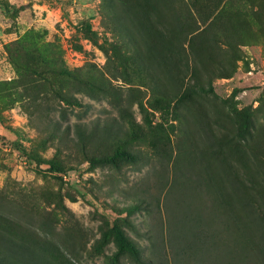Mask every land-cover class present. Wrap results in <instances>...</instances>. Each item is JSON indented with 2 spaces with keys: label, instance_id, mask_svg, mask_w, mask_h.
Wrapping results in <instances>:
<instances>
[{
  "label": "rangeland",
  "instance_id": "374dc122",
  "mask_svg": "<svg viewBox=\"0 0 264 264\" xmlns=\"http://www.w3.org/2000/svg\"><path fill=\"white\" fill-rule=\"evenodd\" d=\"M236 2L231 5L229 1L224 7L250 15L254 8L264 16V0L253 6L248 0ZM190 3L193 8V3L196 5L201 24L197 11L206 15L219 2ZM106 13L103 0H0V46L7 55L3 65L12 73L11 80L0 79V208L14 216H20L21 211L35 218L51 213L59 223L60 237L67 240L71 231L77 235L80 248H85L81 264H109L116 252L114 243L98 253L96 241L108 223L127 217L124 209L137 204L141 209L128 217L123 229L140 246L144 258L160 251L155 250L154 241L159 244L165 238L169 244V219L174 218V211L178 218L188 212L187 206L182 211V202L189 194L183 191L186 176L179 175L168 188L176 168L190 171L194 167L185 155H196L193 148L202 143L200 139L207 142L213 136L218 140L228 134L215 123L211 94L209 100H199L205 107H200L203 114L191 110L179 113L176 103L168 109L156 102L151 87L141 86L132 52L119 33L112 31ZM86 24L95 33L93 40L84 33ZM258 26L255 23L254 30ZM12 44L9 52L6 46ZM240 49L241 59L234 63L233 76L216 80L214 89L224 100L241 89L235 102L255 125L244 147L256 161L255 149L259 143L264 148V25L252 42ZM38 56L48 61L39 68L42 76L30 70L32 59ZM62 65L76 71V79L61 76L57 71ZM80 79L110 92L91 94ZM66 98L72 103L65 102ZM140 99L147 110L144 113L136 103ZM76 125L94 131L96 139L82 145ZM232 139L237 142L234 136ZM118 148L134 152L137 163L115 159ZM91 159L100 160L94 168L90 167ZM52 164L63 172H51ZM231 164L238 166L234 159ZM191 202L197 210L213 204L206 195L191 198ZM207 214L214 217L215 212L209 208ZM216 222L217 230L219 218ZM225 242L233 249L220 256V264H264V255L244 241L222 238ZM156 254L155 259L160 256ZM121 264L133 263L123 258Z\"/></svg>",
  "mask_w": 264,
  "mask_h": 264
},
{
  "label": "trees",
  "instance_id": "16d2710c",
  "mask_svg": "<svg viewBox=\"0 0 264 264\" xmlns=\"http://www.w3.org/2000/svg\"><path fill=\"white\" fill-rule=\"evenodd\" d=\"M186 1L103 0L109 26L125 40L129 52H132L136 77L141 86L151 87L156 102L168 109L176 103L179 113L191 110L194 114H203L200 107H205L199 100H209L207 96L211 94L215 123L228 130V134L218 140L213 136L211 141L205 142L204 138L200 139L202 143L195 144L193 153L196 155H185L194 166L190 171L182 170L176 163L173 185L168 188L174 186L176 177L186 176L183 191L189 194L188 199L182 202V211L187 206L188 212L178 218L174 211V218L169 219V244L165 238L159 244L153 242L155 250H160L156 252L160 253L159 258L155 259L156 253L151 258H144L140 246L123 229L128 224V217L141 209L137 204L124 209L127 217L108 223L102 230L101 239L96 241L94 249L98 253L109 243H114L116 252L109 259V264H121L123 258L133 264H220V256H227V251L233 249L231 244L222 243V238L235 237L264 255L263 144L259 143L263 150L259 146L256 153L252 152L256 161L251 159L244 145L252 136L255 125L249 120L248 112L240 111L235 102L241 89H235L227 100L221 99L214 89L216 80L233 76L234 63L242 55L240 46L252 42L255 33L264 25V16L254 8L250 15L245 10L224 7L229 1L231 5L236 4L237 0H212L219 3L204 17L197 11L202 19L199 24L196 5L193 3V8L192 0ZM248 3L261 5L259 0H248ZM255 23H259L260 28L254 30ZM84 33L93 40L95 33L90 25H85ZM16 43L24 50L21 43ZM11 47L13 44L7 45L6 49L10 52ZM19 63L15 64L21 65ZM45 64L48 61L44 56L32 59V74L42 76L39 68ZM57 72L63 77L76 79V71L66 66L62 65ZM80 82L91 94L108 95L110 92L107 88L97 89L88 80L80 79ZM65 102L72 103L68 98ZM136 103L141 112L147 111L141 99ZM229 123L231 127L228 129ZM128 124L134 123L129 121ZM76 129L82 145L96 139L95 132H87L83 125H76ZM233 136L237 142H233ZM261 138L264 141L262 133ZM250 148L253 150L248 146L249 151ZM113 156L130 164L138 161L134 152L122 148L114 150ZM233 159L238 166L231 164ZM99 161L91 159L90 167H96ZM50 170L63 172L54 164ZM205 195L211 204L213 202L209 208L215 212L214 217L207 214L209 208L197 210L193 207L191 198L202 199ZM27 213L21 211L20 216H14L0 208V264H81V250L85 248H80L75 233L69 231L67 240H63L58 232L59 223L51 213L42 214L39 218ZM217 218L220 224L216 230Z\"/></svg>",
  "mask_w": 264,
  "mask_h": 264
},
{
  "label": "built area",
  "instance_id": "2783aa9c",
  "mask_svg": "<svg viewBox=\"0 0 264 264\" xmlns=\"http://www.w3.org/2000/svg\"><path fill=\"white\" fill-rule=\"evenodd\" d=\"M7 55L6 52L3 49V45L0 46V69L2 68V65L6 63ZM12 76L10 75L6 79L11 80Z\"/></svg>",
  "mask_w": 264,
  "mask_h": 264
},
{
  "label": "crops",
  "instance_id": "0c3cea01",
  "mask_svg": "<svg viewBox=\"0 0 264 264\" xmlns=\"http://www.w3.org/2000/svg\"><path fill=\"white\" fill-rule=\"evenodd\" d=\"M48 13H52L50 10L48 11ZM54 14H56L54 12ZM57 15V14H56ZM8 66V65H7ZM6 66L5 65H2V68L0 69V79H6L7 77H9L10 75L12 76V73L11 71H7L6 70ZM11 70V69H10Z\"/></svg>",
  "mask_w": 264,
  "mask_h": 264
}]
</instances>
